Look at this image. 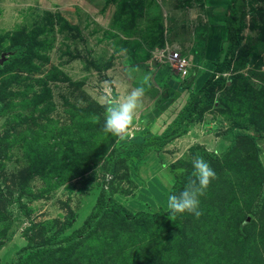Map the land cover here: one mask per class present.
Listing matches in <instances>:
<instances>
[{
  "label": "rangeland",
  "instance_id": "rangeland-1",
  "mask_svg": "<svg viewBox=\"0 0 264 264\" xmlns=\"http://www.w3.org/2000/svg\"><path fill=\"white\" fill-rule=\"evenodd\" d=\"M4 52L0 264H264V0H0ZM145 76L133 128L106 133L105 98ZM204 149L199 218L115 215L166 208Z\"/></svg>",
  "mask_w": 264,
  "mask_h": 264
},
{
  "label": "clouds",
  "instance_id": "clouds-1",
  "mask_svg": "<svg viewBox=\"0 0 264 264\" xmlns=\"http://www.w3.org/2000/svg\"><path fill=\"white\" fill-rule=\"evenodd\" d=\"M149 83L147 76L140 85L133 88L123 98L110 96L104 103V131L116 137L127 135L134 126V119L141 107L142 97ZM219 154V153H217ZM166 168L167 165H162ZM192 172L180 191L174 190L170 184L167 195L166 208L172 217L185 212L191 213L196 218L202 215L200 210V197L208 188L211 181L216 178V173L210 164L199 154L192 157Z\"/></svg>",
  "mask_w": 264,
  "mask_h": 264
},
{
  "label": "trees",
  "instance_id": "trees-1",
  "mask_svg": "<svg viewBox=\"0 0 264 264\" xmlns=\"http://www.w3.org/2000/svg\"><path fill=\"white\" fill-rule=\"evenodd\" d=\"M244 27V23L241 21L239 23V25L236 28V33L239 34V32L241 31V29ZM238 37L236 39V42L238 41ZM233 44V43H232ZM16 48H18V51L20 49H22L19 45L15 46ZM183 55V54H182ZM228 64L226 59L218 64H216V66H214V69L212 71L211 76L208 78V81H210V83H212L213 85L219 84L221 82L224 81L223 78H221L220 76H217L214 80H212L214 78L215 73H222L224 72V70L227 68ZM1 94H0V112L3 109L4 103L2 101L1 98ZM187 106L184 107V110L186 109ZM184 110L183 112L180 113V118H175L174 121L172 122V124H170L169 126H167L165 128L164 131H162L161 134L157 135L156 138L160 139L161 143H165L168 141V139L170 137H172L173 135H175L176 131H175V123L176 121H179L182 119V117H184ZM190 109L186 110V113L189 112ZM238 134V132L236 133ZM250 138L254 139V137L250 136ZM1 139V137H0ZM196 154H199L200 156H202L205 160L209 157V159L211 158L210 155H208L207 151L204 150H197ZM207 161V160H206ZM185 177V176H182ZM262 204H264V199L262 200ZM105 205V203H104ZM108 205V204H106ZM112 206V210L114 211L115 215L119 218H121L122 220H127V221H133L136 223H154L157 220H159L160 218L166 219L171 225L177 227L179 230H182V226L181 223L179 221V214L176 215L175 217H172L169 212L167 211V208H163L160 207L157 211L155 212H150L148 210H138L136 212H133L131 210H128L125 206L121 205L119 202H112L111 204ZM49 257L48 254H45L44 250H38L36 251V253L31 256V257H27V256H21V263L19 262L18 264H27L29 261H33L31 263L33 264H40L41 262L38 261V259H41L42 261H44L45 259L47 260ZM68 259V256H67ZM37 261V262H36Z\"/></svg>",
  "mask_w": 264,
  "mask_h": 264
},
{
  "label": "built area",
  "instance_id": "built-area-1",
  "mask_svg": "<svg viewBox=\"0 0 264 264\" xmlns=\"http://www.w3.org/2000/svg\"><path fill=\"white\" fill-rule=\"evenodd\" d=\"M168 59L170 64L180 71L184 70L188 65L187 57L182 55L179 51H173L168 56Z\"/></svg>",
  "mask_w": 264,
  "mask_h": 264
},
{
  "label": "water",
  "instance_id": "water-1",
  "mask_svg": "<svg viewBox=\"0 0 264 264\" xmlns=\"http://www.w3.org/2000/svg\"><path fill=\"white\" fill-rule=\"evenodd\" d=\"M7 59V53L4 52L0 55V65Z\"/></svg>",
  "mask_w": 264,
  "mask_h": 264
},
{
  "label": "crops",
  "instance_id": "crops-1",
  "mask_svg": "<svg viewBox=\"0 0 264 264\" xmlns=\"http://www.w3.org/2000/svg\"><path fill=\"white\" fill-rule=\"evenodd\" d=\"M204 76V73L202 74V77Z\"/></svg>",
  "mask_w": 264,
  "mask_h": 264
}]
</instances>
